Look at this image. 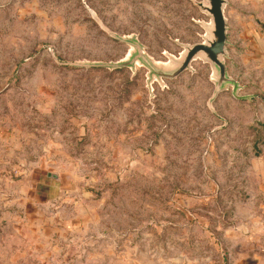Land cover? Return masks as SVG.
I'll list each match as a JSON object with an SVG mask.
<instances>
[{
    "label": "rangeland",
    "instance_id": "1",
    "mask_svg": "<svg viewBox=\"0 0 264 264\" xmlns=\"http://www.w3.org/2000/svg\"><path fill=\"white\" fill-rule=\"evenodd\" d=\"M257 3L226 9L251 97L209 104L202 60L151 89L140 64L96 65L131 51L109 31L161 62L202 41L192 0H0V264H228L260 228Z\"/></svg>",
    "mask_w": 264,
    "mask_h": 264
},
{
    "label": "water",
    "instance_id": "2",
    "mask_svg": "<svg viewBox=\"0 0 264 264\" xmlns=\"http://www.w3.org/2000/svg\"><path fill=\"white\" fill-rule=\"evenodd\" d=\"M204 20L198 21L204 29L202 41L196 43H177L182 47L179 56L168 55V61L155 60L145 49L137 35H120L113 31L109 34L122 43L131 47L128 57L116 63H97L96 65L109 68H134L137 64L144 66L147 72V85L151 89L154 82L164 84L165 80H173L186 71H194L193 62L202 60L210 64L214 91L208 103L212 102L224 91L231 89L236 99H250V95L240 94L243 85L234 78L228 69L226 59L229 56L228 45L229 25L226 17L228 0H192Z\"/></svg>",
    "mask_w": 264,
    "mask_h": 264
},
{
    "label": "crops",
    "instance_id": "3",
    "mask_svg": "<svg viewBox=\"0 0 264 264\" xmlns=\"http://www.w3.org/2000/svg\"><path fill=\"white\" fill-rule=\"evenodd\" d=\"M228 1L229 6L230 0ZM259 2L260 4H258ZM258 3L255 4L254 7L255 16L259 18L258 23L260 22V52L263 57V62L260 60V64L264 65V0H258ZM226 17L229 20L227 14ZM228 25L230 40L229 21ZM258 226H260V228L252 230L254 232L252 233L251 237L243 240L241 239L240 241H234L232 248H230V256L226 260V263L264 264V156H262L260 160V222Z\"/></svg>",
    "mask_w": 264,
    "mask_h": 264
}]
</instances>
